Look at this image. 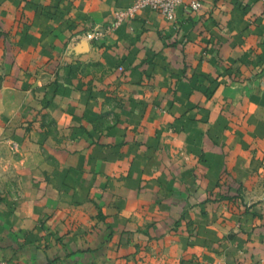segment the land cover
Segmentation results:
<instances>
[{"label": "crops", "instance_id": "obj_1", "mask_svg": "<svg viewBox=\"0 0 264 264\" xmlns=\"http://www.w3.org/2000/svg\"><path fill=\"white\" fill-rule=\"evenodd\" d=\"M131 1L0 0V264H264V0Z\"/></svg>", "mask_w": 264, "mask_h": 264}, {"label": "built area", "instance_id": "obj_2", "mask_svg": "<svg viewBox=\"0 0 264 264\" xmlns=\"http://www.w3.org/2000/svg\"><path fill=\"white\" fill-rule=\"evenodd\" d=\"M247 2L249 5L252 0H248ZM179 6H183L184 9L191 12H198L201 8V0H132L128 6L114 11V21L111 26H107L106 28H93L91 31H87L85 36L89 39L101 37L107 29L113 25L119 24L125 19H131L135 16L136 12L141 9L155 11L166 20L174 22ZM10 148L16 151L18 149V144L16 142H11Z\"/></svg>", "mask_w": 264, "mask_h": 264}]
</instances>
